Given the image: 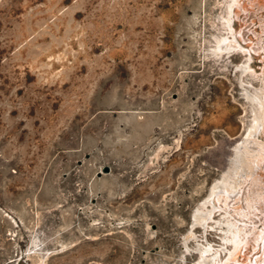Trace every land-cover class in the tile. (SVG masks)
I'll return each instance as SVG.
<instances>
[{
  "label": "rangeland",
  "instance_id": "obj_1",
  "mask_svg": "<svg viewBox=\"0 0 264 264\" xmlns=\"http://www.w3.org/2000/svg\"><path fill=\"white\" fill-rule=\"evenodd\" d=\"M263 90L264 0H0V264H264Z\"/></svg>",
  "mask_w": 264,
  "mask_h": 264
},
{
  "label": "bare ground",
  "instance_id": "obj_2",
  "mask_svg": "<svg viewBox=\"0 0 264 264\" xmlns=\"http://www.w3.org/2000/svg\"><path fill=\"white\" fill-rule=\"evenodd\" d=\"M229 22V20H228ZM264 91V90H263ZM258 100V98L256 99ZM258 103V102H257ZM253 119V118H252ZM254 123L253 124V129H258V128H264V92H263V96L261 97V99H259V104H258V108L257 110L255 111V114H254V120H253ZM250 133V132H249ZM261 152V151H260ZM247 153V152H246ZM257 153V152H256ZM259 153V152H258ZM259 155V154H258ZM243 165L242 167L244 166L247 167L248 169H252V166H253V162H257L260 158L259 157H256V158H251L250 155L247 154H244L243 155ZM236 167V166H235ZM237 173V171H236ZM235 174V173H234ZM237 176V175H236ZM229 178V175H225L223 177V180L221 181V183L219 185H217V188L216 190L219 188V191L221 192L220 195L218 196L217 200H219L220 198H224L225 201L228 200L229 196L231 193L234 192L236 186H237V181L233 180V182L229 181L228 180ZM214 188V187H213ZM215 192V190L213 191ZM212 193V192H211ZM213 194V193H212ZM215 194V193H214ZM216 196V197H217ZM213 197V196H212ZM222 198V199H223ZM215 199V198H213ZM212 201V200H211ZM208 202V201H207ZM201 213V212H200ZM212 213V212H211ZM200 215V214H199ZM206 215V214H205ZM203 216V214H202ZM211 215H209L207 218H210ZM202 217L200 216L197 220L198 221H201ZM206 219V218H205ZM233 231V230H232ZM235 231V230H234ZM232 234V233H231ZM239 237V232L237 233H233L232 234V239H231V242L234 243V249L233 251H230L229 253V257L227 259V261H229V259L231 257H233V255L235 254L236 250L238 249L239 247V244L241 242V239L238 238ZM241 238V237H240ZM238 251V250H237ZM215 257V256H214ZM216 263V260L215 259H207L205 256L202 257V259L200 260L199 264H215Z\"/></svg>",
  "mask_w": 264,
  "mask_h": 264
},
{
  "label": "water",
  "instance_id": "obj_3",
  "mask_svg": "<svg viewBox=\"0 0 264 264\" xmlns=\"http://www.w3.org/2000/svg\"><path fill=\"white\" fill-rule=\"evenodd\" d=\"M110 172V168L109 167H104L103 168V173H109ZM102 175L101 172L98 173V176L100 177Z\"/></svg>",
  "mask_w": 264,
  "mask_h": 264
}]
</instances>
